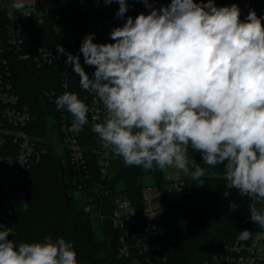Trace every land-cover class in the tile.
<instances>
[{
  "label": "clouds",
  "instance_id": "9594fccd",
  "mask_svg": "<svg viewBox=\"0 0 264 264\" xmlns=\"http://www.w3.org/2000/svg\"><path fill=\"white\" fill-rule=\"evenodd\" d=\"M113 2L123 19L126 0H104ZM142 2L148 14L114 27L112 43H94V33L84 38L80 52L95 69L91 78L79 56L57 46L80 87L105 109L91 130L126 166L175 168L202 185L205 169L189 159L190 147L210 168L223 165L242 196L264 201V20L249 10L242 21L237 4L218 7L214 0H170L159 9ZM12 7L25 9V0ZM55 104L72 116L68 131L79 134L89 123L78 94L66 91ZM249 210V219L264 228V210L254 203ZM10 234L0 225V264H79L63 237L17 243ZM237 239L246 242L253 233L244 230Z\"/></svg>",
  "mask_w": 264,
  "mask_h": 264
},
{
  "label": "trees",
  "instance_id": "16d2710c",
  "mask_svg": "<svg viewBox=\"0 0 264 264\" xmlns=\"http://www.w3.org/2000/svg\"><path fill=\"white\" fill-rule=\"evenodd\" d=\"M203 2L206 3L207 0ZM214 2L218 7L237 4L242 21L246 19L249 10H254L257 16L264 20V0H214ZM169 3L170 0H161L160 7ZM112 5L115 26H122V19L116 18L119 4L113 2ZM127 5L133 11L131 17L139 15L134 10L140 6L139 4L128 0ZM6 21V14L0 12V36L4 39ZM55 25L62 28L59 35L55 33ZM88 34L91 33L85 27L81 11L67 6L61 9L59 20H55L53 16L43 24L37 22L30 24L26 31V43L29 46L35 44L36 47L61 43L72 49L69 42L75 39L74 49L80 52L81 43ZM101 39L104 40L103 43L113 42L102 34H95L93 42L100 43ZM6 56L11 61L15 92L20 97L21 105L27 106L34 117L24 130L32 137L42 140L48 151L47 155L28 171L15 174L12 167H0V217L5 216L6 225L14 231L13 236L9 238L20 243L43 241L46 236L53 239L63 237L73 243L79 264H112L120 232L114 228L110 219L99 221L98 217L84 209L88 197L94 194L104 196L102 194L106 190L102 187L97 189L90 187L79 191L81 199L75 198L74 193L78 189L73 186V180L78 178L79 174L75 173L68 155L63 152L72 195L68 200L59 157L52 144V131L59 125V110L55 104L58 95L48 97L46 92L59 89L61 67L58 63L38 67L32 60H19L10 53ZM86 67L94 69L92 66ZM88 75L91 78L93 74ZM79 79L80 77H75L72 81L79 98L82 100L96 98L80 87ZM59 94L61 95L60 91ZM1 110L0 106V124L4 122ZM79 137L89 161L88 173L93 176L95 181L93 183H100V186L106 183L112 199L119 196L128 197L141 208L144 188L142 178L146 173L153 177L154 185L160 187L166 185L163 170L154 168L145 171L142 167L126 166L122 159L114 154L108 179H101L94 151L97 141L91 134L89 124L83 126ZM4 141L15 155L17 146L13 144V138L3 135L0 136L1 153H6ZM188 157L205 169V175L201 178L202 185L199 181L184 176L186 194L175 207L177 240L170 251L167 264H203L214 252L216 243L238 240L239 232L244 230L253 233V239L246 241L251 242L257 232L264 230L249 219V204L254 203L258 210H264V203H257L248 196H240L238 190L229 187L224 177L223 165L210 168L203 164L200 153L190 147ZM189 167L194 171L192 165ZM5 178L9 181L8 185L5 184ZM89 202L94 203L91 200ZM231 204L237 206L235 211L230 209ZM111 208L112 205L108 207V213L111 212Z\"/></svg>",
  "mask_w": 264,
  "mask_h": 264
},
{
  "label": "built area",
  "instance_id": "2783aa9c",
  "mask_svg": "<svg viewBox=\"0 0 264 264\" xmlns=\"http://www.w3.org/2000/svg\"><path fill=\"white\" fill-rule=\"evenodd\" d=\"M161 0H149L153 7H160ZM14 0H0V12L6 14L7 21L4 24L6 38L0 36V106L3 121L0 124V136H10L13 144L17 146L16 154L3 142L5 154L0 150V167L8 166L14 169L15 174L28 171L35 163L47 155L48 151L42 140L32 137L24 128L34 118L27 106H22L20 97L15 92L13 85V69L10 59L6 56L13 54L19 60H32L38 67L59 64L61 67V81L59 89L46 92L48 97L60 95L64 92L75 93L73 79L79 77L73 71L70 64L65 63L66 54H59L57 46H62L65 53H71L80 57V63L87 74H93L95 69L86 67L81 52H77L75 39L66 48L61 43L49 45H27V27L33 22L43 24L54 16L55 20L61 17V9L67 6L75 7L81 11L85 20V27L89 33L102 34L109 41L111 30L116 27L114 22L113 5L104 3V0H25L26 7L23 10H15L12 7ZM128 10H132L128 7ZM138 14H148L150 9L142 6L135 8ZM55 33L59 35L62 28L54 26ZM87 36V35H86ZM104 42L101 39L100 43ZM93 67V66H92ZM89 107V129L96 139L94 149L98 159L99 175L107 180L112 170L113 153L105 149L101 140L91 130L95 122H102L105 109L97 98L83 100ZM59 125L55 127V137L59 141L63 152L68 155V160L78 178L73 180V186L79 191L90 187H102L106 191L101 195H91L87 198L85 211L94 214L98 220L110 219L112 225L120 232L118 248L112 264H167L170 251L177 240L175 207L185 197V180L182 171L175 168H167L164 171L176 173L178 177L167 180L164 187L158 185L144 186L142 192L141 208L137 207L128 197L111 198L106 183L102 186L93 183V176L88 173L89 161L86 158L79 134L68 131L71 127L72 116L66 110H59ZM100 117L93 121L92 116ZM39 144V146H37ZM5 184L9 181L5 178ZM229 187L230 184H229ZM228 194V193H227ZM239 195L242 196L239 192ZM109 199V201L107 200ZM93 201L91 203L89 201ZM96 201V202H95ZM257 203L264 201L255 200ZM112 205L111 212L108 207ZM230 209L235 211L237 206L231 204ZM6 217H0V225L11 229L10 237L14 231L6 225ZM203 264H264V230L254 235L251 242L235 240L232 242L216 243L214 252Z\"/></svg>",
  "mask_w": 264,
  "mask_h": 264
},
{
  "label": "water",
  "instance_id": "95a60500",
  "mask_svg": "<svg viewBox=\"0 0 264 264\" xmlns=\"http://www.w3.org/2000/svg\"><path fill=\"white\" fill-rule=\"evenodd\" d=\"M127 1L128 0H126V3H127ZM132 14H133V11L128 10V12L125 14L124 18L122 19V24H123L124 20L127 19V17L131 16ZM51 140H52L53 147L57 151V154L59 157L60 170H61V175H62L63 181H64V188H65L66 196H67V199L70 200L72 198V195H71V187H70V184L68 182V177H67L65 156L63 153V149L59 144V141L55 137V131L54 130L52 131Z\"/></svg>",
  "mask_w": 264,
  "mask_h": 264
},
{
  "label": "rangeland",
  "instance_id": "374dc122",
  "mask_svg": "<svg viewBox=\"0 0 264 264\" xmlns=\"http://www.w3.org/2000/svg\"><path fill=\"white\" fill-rule=\"evenodd\" d=\"M130 1H133V2H135V3H137V4H139V5L142 6V0H130ZM156 8L159 9L160 7L158 6ZM177 177H178V175L176 173H172V172H166L165 173V178L167 180H169V181L170 180H174ZM142 183H143L144 186H151V185H153V177L150 174L146 173L143 176V178H142ZM74 197L77 198V199H81L82 198L81 194H79L78 192H75L74 193Z\"/></svg>",
  "mask_w": 264,
  "mask_h": 264
}]
</instances>
